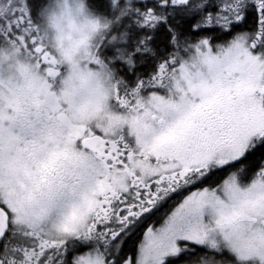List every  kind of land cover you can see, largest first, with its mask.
I'll list each match as a JSON object with an SVG mask.
<instances>
[{"label": "snow or ice", "instance_id": "obj_1", "mask_svg": "<svg viewBox=\"0 0 264 264\" xmlns=\"http://www.w3.org/2000/svg\"><path fill=\"white\" fill-rule=\"evenodd\" d=\"M0 264H264V0H0Z\"/></svg>", "mask_w": 264, "mask_h": 264}, {"label": "clouds", "instance_id": "obj_2", "mask_svg": "<svg viewBox=\"0 0 264 264\" xmlns=\"http://www.w3.org/2000/svg\"><path fill=\"white\" fill-rule=\"evenodd\" d=\"M80 2H82V3H85V4H86V0H80Z\"/></svg>", "mask_w": 264, "mask_h": 264}]
</instances>
